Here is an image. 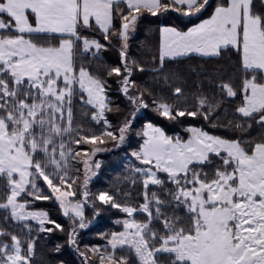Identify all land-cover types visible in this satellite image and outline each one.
<instances>
[{
    "label": "snow or ice",
    "instance_id": "obj_1",
    "mask_svg": "<svg viewBox=\"0 0 264 264\" xmlns=\"http://www.w3.org/2000/svg\"><path fill=\"white\" fill-rule=\"evenodd\" d=\"M172 13L158 29L156 66L145 69L129 56L132 34L146 14ZM110 47L119 62L98 65ZM228 50L238 56L235 75H206L219 95L201 84L188 106L184 77L166 61ZM146 70L170 85L171 101L137 84L134 74ZM109 80L131 109L118 126L107 115H123ZM236 98L227 137L195 126L187 138L151 122L133 128L150 105L169 121H210ZM77 103L99 130L77 122ZM132 135L142 143L128 154L138 165L129 162L126 183L140 187L138 202L123 189L90 192L97 154ZM0 181V264H33L40 234L55 232L66 241L52 251L71 247L81 264H264V0H0ZM36 201L55 203L69 227ZM86 206L124 218L115 221L121 231L102 234L103 246L82 250Z\"/></svg>",
    "mask_w": 264,
    "mask_h": 264
},
{
    "label": "trees",
    "instance_id": "obj_2",
    "mask_svg": "<svg viewBox=\"0 0 264 264\" xmlns=\"http://www.w3.org/2000/svg\"><path fill=\"white\" fill-rule=\"evenodd\" d=\"M216 0H212L214 4ZM206 18V17H204ZM176 14L172 13L167 16L153 17L151 15L143 16L137 24V29L132 34L129 47V56L135 58L140 62L145 69L155 67L152 63L153 57L158 55L159 48V27L164 24H171L175 21ZM198 22V21H196ZM103 59L98 61L97 64H109L115 65L119 62V52L117 47H110L106 52L102 53ZM238 56L235 50H228L222 54L220 58H202L198 55H191L189 58L179 59L176 61H166V68L171 71H177L184 77L185 82L183 87L185 88V97L187 98L188 106L195 103L193 96L198 92V86L202 84L204 94L208 96L219 94L214 87H211L206 80V75L232 73L235 75V69L238 68ZM134 79L141 87L152 89L155 94L163 95L170 101L172 99L170 85H166L163 82L156 81L153 78V74L150 71L137 72L134 74ZM110 85V97L114 101V106L119 105L121 113L112 112L108 113V119L114 126H118L126 115L130 112V106L126 98L119 92L118 86L115 81L109 80ZM239 98L233 100H227L224 103V108L220 113L219 119H212L205 121L200 117H182L180 121H169L157 114L152 106L148 109H142L137 113V117L133 122V128L136 132H139L147 122H151L155 125H159L164 128L169 135H180L183 138H187L188 133L186 129L189 126L202 127L212 134L229 136L230 126L228 121L236 119L234 116V107L239 103ZM151 109V110H150ZM89 109L84 108L80 104L75 105V116L77 122L83 121V125L86 128L93 130H99L98 125L91 122L90 119L83 117L82 113L88 112ZM258 129L253 128L252 134L255 135ZM142 143V138L136 135L129 137L125 145L118 149H114L109 144L108 150L98 153V157L95 159L102 162V167L99 170V175L92 182L90 181V192H98L101 190L115 191L117 189H123L132 193L133 202H138L137 197L140 192V187L137 185L132 188L126 179L129 176L128 170L124 167L122 159L127 153L135 150L138 145ZM87 148V146H84ZM81 167V165H76ZM3 185V181H0V186ZM123 199L124 197H118ZM37 209H43L49 212L51 217L57 222L61 223L68 228L70 220L63 216L62 212L58 209L57 205L51 201H36L34 205ZM86 217L91 221L89 224V232L79 234L78 242L81 249L92 245H102L105 240L102 238V234L112 231H121V226L115 223L116 219H123L124 214L118 209L106 208L102 209L99 216H94L91 207L87 208ZM137 219L142 217L137 216ZM35 228V222L32 224ZM14 230H18L16 225H13ZM94 233L97 238L94 237ZM66 234L55 232L51 235L44 233L40 234L39 240L36 244V255L33 260V264H52L54 260H63L65 264H81L80 258L74 249L66 246L60 253H54L52 249L57 243H65ZM165 259V257H161Z\"/></svg>",
    "mask_w": 264,
    "mask_h": 264
},
{
    "label": "rangeland",
    "instance_id": "obj_3",
    "mask_svg": "<svg viewBox=\"0 0 264 264\" xmlns=\"http://www.w3.org/2000/svg\"><path fill=\"white\" fill-rule=\"evenodd\" d=\"M134 34V33H133ZM193 55H195V54H193ZM199 56V55H198ZM151 110V109H150ZM148 123V122H147ZM157 126H159V125H157ZM160 127V126H159ZM189 127H191V126H189ZM128 154H130V153H127L126 155H125V157L122 159V162L125 164L124 165V167L126 168V169H128V167H129V162L130 161H132L133 163H137V165H138V162H135L134 161V158H132L130 155H128ZM96 157H98V154H97V156ZM95 157V158H96ZM99 175V171L97 172V174L95 175V176H93L92 177V179H91V182L94 180V179H96L97 178V176ZM87 206L85 207V215H86V211H87ZM117 220V219H116ZM89 228L90 227H88V228H86V229H84V230H81L80 231V233L83 231V233H87L88 234V232H89ZM79 233V234H80ZM94 237H96L97 238V235L94 233V235H93ZM104 244H102L101 246H103Z\"/></svg>",
    "mask_w": 264,
    "mask_h": 264
}]
</instances>
